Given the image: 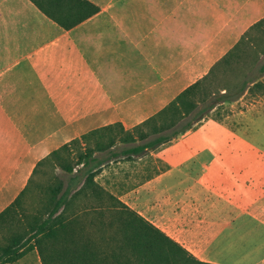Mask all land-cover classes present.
I'll return each mask as SVG.
<instances>
[{
	"label": "crops",
	"instance_id": "0c3cea01",
	"mask_svg": "<svg viewBox=\"0 0 264 264\" xmlns=\"http://www.w3.org/2000/svg\"><path fill=\"white\" fill-rule=\"evenodd\" d=\"M89 1L99 10L63 29L30 0H0V212L41 158L153 115L264 18V0ZM263 103L252 127L202 119L129 191L141 193L130 207L201 261L264 264Z\"/></svg>",
	"mask_w": 264,
	"mask_h": 264
},
{
	"label": "trees",
	"instance_id": "16d2710c",
	"mask_svg": "<svg viewBox=\"0 0 264 264\" xmlns=\"http://www.w3.org/2000/svg\"><path fill=\"white\" fill-rule=\"evenodd\" d=\"M30 1L63 29L99 10L89 0ZM263 23L252 24L206 74L140 123L94 128L41 158L0 212V264L34 250L40 264H215L199 260L95 177L105 164L142 158L225 103L262 91L264 61L252 35ZM241 64L248 70L240 72Z\"/></svg>",
	"mask_w": 264,
	"mask_h": 264
},
{
	"label": "rangeland",
	"instance_id": "374dc122",
	"mask_svg": "<svg viewBox=\"0 0 264 264\" xmlns=\"http://www.w3.org/2000/svg\"><path fill=\"white\" fill-rule=\"evenodd\" d=\"M252 36L255 39L254 42L258 53L260 52V61H264V23L260 26V28L253 31ZM246 69L247 66L241 64L239 71H247L248 69ZM262 97L264 98V92L256 95L245 94L240 100L233 102L232 105L225 103L218 111L215 110L210 112L205 119L213 118L221 120L228 116L225 118V122L232 128L240 125L246 127L250 125L249 127H252L256 109L254 104H256ZM262 125L263 126H259L262 128L261 138H256V140H261L264 144V124ZM157 152L158 150L152 151L142 158L134 161H120L118 163L109 162L102 167V170L98 173L95 179L98 183L117 195L126 204L133 205V202L138 197H141V193L129 192L130 189L138 187L146 179L166 168V162L162 158L155 155ZM56 172H59V170H56ZM50 174L51 168L50 170L48 169L47 175L39 177V182H44ZM138 209H141V206L138 207ZM11 264H40V261L36 251L34 250L26 253L21 259Z\"/></svg>",
	"mask_w": 264,
	"mask_h": 264
}]
</instances>
